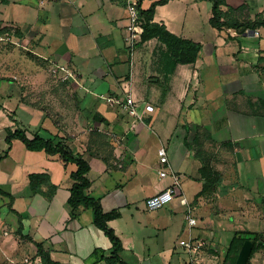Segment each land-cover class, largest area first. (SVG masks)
<instances>
[{"label": "crops", "instance_id": "1", "mask_svg": "<svg viewBox=\"0 0 264 264\" xmlns=\"http://www.w3.org/2000/svg\"><path fill=\"white\" fill-rule=\"evenodd\" d=\"M151 3L145 0L143 8ZM226 3L219 8L222 21L264 16V0ZM212 9L204 0H169L157 7L153 22L202 45L194 64L178 65L167 76L156 39L128 47L126 0H0V23L18 29L15 45L29 50L6 72L1 61L7 52L0 48V152H9L0 161V190L14 197L11 210L9 199L0 196L2 209L14 216L0 215V231L9 232L0 235V264L25 258L44 264L35 244L23 236L42 243L59 264H106L102 256L112 246L95 225L92 209L81 207L73 215L69 198L77 166L59 154L28 150L19 140L9 149L6 138L18 129L30 139L63 141L90 164L87 194L105 213L119 210L121 216L109 226L123 243L120 257L126 264H180V247L202 264L207 242L181 240L197 225L196 214L210 216V224L214 214L264 215V27L245 33L215 29ZM58 67L75 78L43 79ZM5 72L16 80H5ZM126 90L155 112L144 113L139 122L107 103V97L122 98ZM153 129L159 142L151 143ZM161 147L169 154V174L181 178V190L164 208L149 211L146 201L173 183L170 175H160L166 168L158 156ZM203 163L221 181L212 193L199 196ZM33 174L49 176L56 187L51 199L32 192ZM42 189L52 191L49 185ZM250 220L237 222V233L248 228L263 235L264 219ZM188 243L204 246L194 251L185 247Z\"/></svg>", "mask_w": 264, "mask_h": 264}, {"label": "trees", "instance_id": "2", "mask_svg": "<svg viewBox=\"0 0 264 264\" xmlns=\"http://www.w3.org/2000/svg\"><path fill=\"white\" fill-rule=\"evenodd\" d=\"M145 0H139V8L141 12V21L143 27V33L141 41L138 43L139 46L156 39L158 45L155 50L156 54L160 55V59L166 68L165 75L173 73L178 65H189L194 64L198 58V55L202 49L200 43H196L190 40H185L177 37L176 35L169 32L165 25H160L153 22L156 9L159 5H164L169 2V0H151L152 3L148 9L143 8V2ZM213 3V9L211 13L210 23L218 30L223 29H234L239 33H245L249 31H255L258 28L264 27V16L259 15L254 21L240 22L237 18L229 16L226 21H222L219 8L221 6H227L226 0H204ZM230 13L237 14L238 12L233 8H229ZM14 30V35L17 37L19 35L18 29H13L12 27H5L0 23V33L10 32ZM161 51V54H160ZM169 66L172 68L169 70ZM169 70V72H168ZM14 140H19L24 146L31 151H46L50 155L59 154L65 163H73L77 166V170L71 174V178L74 183L70 190L71 196L69 198V205L73 210V215L81 207L92 209L94 215L95 225L104 232L106 237L111 242V252L109 255H103L102 260L106 264H126L120 257V253L123 251V243L120 238L116 235L115 231L109 226V222L118 219L121 214L119 210H114L109 213H105L99 201L91 198L87 191L91 187L92 183L89 179V173L91 171L90 164L84 159L82 155L74 154V152L63 143V141L55 142L51 139H43L35 135L32 139L28 138L24 130L18 129L12 135L6 138V143L9 149L12 146ZM8 150L3 154L0 152V161L8 157ZM201 175L204 180L203 190L199 196L206 195L207 193H212L221 181L220 175L212 171L204 163L201 168ZM29 184L31 190L34 194H42L48 199H51L56 191V187L52 186L50 178L45 174H33L29 177ZM50 186L52 191L46 193L43 191V186ZM0 196L8 198L10 201L9 208L12 210L14 203V197L0 190ZM14 211V210H13ZM19 218L20 214L14 211ZM21 219V218H20ZM23 226L20 224L19 233L22 232ZM252 235V238L246 239L252 242V249L249 253L248 262L253 258L254 254L261 248L264 247L263 235L246 232ZM239 234V233H237ZM30 242H33L38 250L39 256L42 257L44 264H59L51 260L50 254L45 251L43 244L34 242L30 237L23 236ZM238 236H236L232 242V245L237 241ZM245 239H240V245L246 242ZM232 249V247H231Z\"/></svg>", "mask_w": 264, "mask_h": 264}, {"label": "rangeland", "instance_id": "3", "mask_svg": "<svg viewBox=\"0 0 264 264\" xmlns=\"http://www.w3.org/2000/svg\"><path fill=\"white\" fill-rule=\"evenodd\" d=\"M0 48L5 50L7 52V55L3 57L2 63L4 68H6V72H9L10 67H13V63L17 61H20L21 59L24 60L25 56H28L29 50L26 49L25 46L22 45H15L12 43H1ZM8 67V69H7ZM4 73L5 80H12L15 81L16 78L12 76V73ZM43 79L48 80H62L60 74L58 73H50L48 70L46 71V75ZM94 131H97L98 128L92 129ZM157 130L153 129V131H149V135L151 136L152 140L151 143L154 142V140H157L159 142L158 136H157ZM108 136V135H107ZM157 136V137H156ZM169 155V154H168ZM259 202V201H258ZM3 205L0 203V215L2 212H4L6 215H8L9 218L14 219V216L10 213H8L7 209H2ZM197 219V225L191 229V232L189 234V228L187 229L186 234H184L181 238L183 241H187L189 237L198 238L201 240H205L207 242V249L203 247V257H206V259L203 260L202 264H264V247L259 249L253 256V258L248 262V259L245 257H242V250L243 245H240L239 241L240 239H249L253 236L246 233V231H253L255 230H249L248 228H245V231L242 233L237 234L239 231V226L242 224H249L250 218L256 221L260 219H264V215L261 216H251V217H234L227 214H214L213 220L215 221L214 224H210V216H207L204 219H201L198 214H196ZM234 217V222H233ZM236 220V221H235ZM238 222V225H237ZM5 223L10 227V221L5 218ZM263 239H264V233ZM12 238L15 237V234L11 232ZM238 236L237 241L232 245V242L234 238ZM248 240H246L247 242ZM232 247V249H231ZM179 253L181 256L180 264H196L194 259L192 262V255L188 253L187 250L180 247ZM195 256V255H193ZM196 257V256H195ZM33 259V258H32ZM178 264V263H177Z\"/></svg>", "mask_w": 264, "mask_h": 264}, {"label": "built area", "instance_id": "4", "mask_svg": "<svg viewBox=\"0 0 264 264\" xmlns=\"http://www.w3.org/2000/svg\"><path fill=\"white\" fill-rule=\"evenodd\" d=\"M126 10L129 22L127 27L129 33L127 44L129 48L133 49L136 44L141 41L143 33L139 0H126ZM1 43L15 44L16 38L14 35V30H11L10 32L0 33V44ZM51 72L62 74V80H73L75 78L74 75L69 72V70L65 67H58L56 69L51 70ZM106 100L111 107L119 106L123 110L127 111L136 121L139 122L143 121L144 113L153 114L155 112V107L153 105L136 100L134 96L130 94L127 90L125 91V95L122 98L109 96L106 98ZM97 131L104 133V131L100 128H98ZM158 156L160 163L166 167L161 171V177L166 178L170 175L173 180V183L171 186L158 192L146 201V207L149 211H157L164 208L166 205L173 202L177 196H179V192L181 190V178L173 171H171L170 174L168 172V170L171 169V163L169 160L168 152L165 147H161L158 150ZM180 203L182 205L188 206V201L185 197L180 198ZM187 212V220L189 222V225L194 226L196 224V219L192 217L190 210H188ZM0 235L7 237L9 236V232L6 229H2L0 231ZM203 246V243L198 244L197 247H194L191 243L185 245L186 248L194 251H197ZM20 264H36V262L33 261L32 258H25Z\"/></svg>", "mask_w": 264, "mask_h": 264}, {"label": "water", "instance_id": "5", "mask_svg": "<svg viewBox=\"0 0 264 264\" xmlns=\"http://www.w3.org/2000/svg\"><path fill=\"white\" fill-rule=\"evenodd\" d=\"M252 245L253 244H252L251 241H247V242L244 243L242 254H241L242 257H245L246 259H248L249 253H250V251L252 249Z\"/></svg>", "mask_w": 264, "mask_h": 264}]
</instances>
